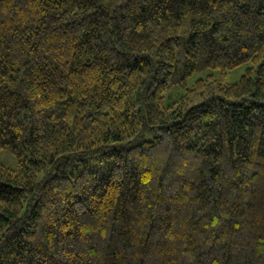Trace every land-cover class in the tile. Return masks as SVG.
Instances as JSON below:
<instances>
[{"label":"trees","instance_id":"obj_1","mask_svg":"<svg viewBox=\"0 0 264 264\" xmlns=\"http://www.w3.org/2000/svg\"><path fill=\"white\" fill-rule=\"evenodd\" d=\"M5 150L0 264H264V0H0Z\"/></svg>","mask_w":264,"mask_h":264},{"label":"rangeland","instance_id":"obj_2","mask_svg":"<svg viewBox=\"0 0 264 264\" xmlns=\"http://www.w3.org/2000/svg\"><path fill=\"white\" fill-rule=\"evenodd\" d=\"M248 68V64H243L239 66L238 68L232 70L228 75H227V80L229 83L237 82L240 77L246 72ZM210 73V71H202L197 73L195 76L191 78V83L196 81L200 77H205ZM184 94V89L183 88H176L174 92L171 94V98L169 97L168 100H171L172 98L179 97L180 95ZM0 160L7 166L9 167H16L17 166V159L16 157L9 151L5 150L1 157Z\"/></svg>","mask_w":264,"mask_h":264}]
</instances>
